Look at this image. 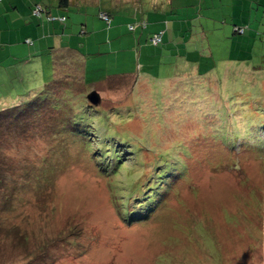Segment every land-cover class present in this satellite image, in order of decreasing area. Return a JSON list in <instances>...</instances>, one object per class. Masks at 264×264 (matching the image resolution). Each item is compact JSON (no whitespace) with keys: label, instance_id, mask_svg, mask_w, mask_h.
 <instances>
[{"label":"rangeland","instance_id":"374dc122","mask_svg":"<svg viewBox=\"0 0 264 264\" xmlns=\"http://www.w3.org/2000/svg\"><path fill=\"white\" fill-rule=\"evenodd\" d=\"M184 1L173 19L168 12L148 13L145 9L144 18L149 21L168 17L170 29L173 30V20H179L182 26L161 45H144L142 62L140 47L126 44L125 36L134 40L140 30L128 31L129 24H136V20L125 12L116 16L110 27L112 31L119 29L113 38L117 44L110 47L109 40L102 37L103 48L92 45L87 53V47H74L88 57L86 67L79 69L75 63V77L87 76L97 82L108 75L124 73L118 78L121 88L107 87V81L99 86L101 97L107 100L103 105L113 106L110 113L114 115L106 120L105 114L101 115L104 134L134 137L146 145L148 154L156 161L166 163L173 158L172 162H176V157L182 158L177 167L169 170L170 180L159 190L162 193H158L154 203L148 197L139 200L146 207L142 221L129 224L123 219L118 203L129 198L114 197L107 186L121 175L127 178L128 172L140 174L139 166L120 164L118 168L119 158L116 163L110 160L107 177L100 179L93 166L85 169V162L75 159L81 148L78 139L61 140L56 147L57 142L26 135L18 138L16 144H8V156L22 169V177L29 179L27 192H18L16 196L24 198L22 202L16 199L18 216L15 220L3 218L10 230L16 225H34L39 204L45 203L37 194L43 193L44 187L36 192L38 188L30 182L39 181L35 176L42 174V164H46V169L49 163L41 161L40 156L57 159L58 154L75 155L69 159L68 169L48 184L43 196L57 210L56 220H50L46 231L65 226L66 217L71 214L77 215L79 223H73L77 229L68 243H58L55 250L43 254L44 258L39 255L42 259L34 263L264 264V143H255L253 130L256 127L258 133L264 131L256 124L264 118V0ZM235 25L242 28L241 32ZM20 41L23 44L0 49V109L40 93L54 75L71 73L65 66H54L49 48L37 52L24 38ZM63 62L71 65L67 60ZM27 79L38 84L27 83L22 89L21 82ZM57 95L56 111L64 117L65 126L71 94L62 91ZM84 112H78L75 119L84 121ZM47 113L58 115L52 110ZM128 131L135 133L130 135ZM227 133L234 135V139H229ZM221 145L232 149V161L217 158L215 150ZM131 156L126 160L129 165L134 158ZM104 161L107 165L108 161ZM184 164L188 175L176 181L175 194H166ZM164 194L168 199L163 200ZM247 195L250 197L242 203ZM12 197L7 206L13 204ZM149 208H154L156 217L148 215ZM8 215L5 209L4 216ZM16 237L12 233L9 238ZM46 237L44 233L43 238ZM12 240L15 239H9ZM33 241L26 246L19 243L10 247L0 241V264H31L32 256L40 251Z\"/></svg>","mask_w":264,"mask_h":264},{"label":"trees","instance_id":"16d2710c","mask_svg":"<svg viewBox=\"0 0 264 264\" xmlns=\"http://www.w3.org/2000/svg\"><path fill=\"white\" fill-rule=\"evenodd\" d=\"M28 1L29 0H0V49L4 46H11L13 44H23V42L20 41V38H24L26 43L32 45L33 47L35 44L39 43L40 40L44 41L45 39H49L51 36L55 35L61 42H66V46L67 44L69 46L70 44H77L75 42H71L74 41L72 40L74 37H76V39H81V36L78 35L79 33L82 35V38H84V41L85 37H91L92 40L89 41V43H98L97 45H102L103 41L101 38L99 39V36L102 35L106 38V36L102 33L110 30V27L113 26L112 21L116 18V16H122L121 14L123 13L104 11L99 7L93 8V5L88 7L87 12H62L67 11L69 7L78 0H57V10L61 12H54L53 9H50V7L47 6L49 5V2L45 3L41 1L28 6ZM148 1L150 2L151 0H137L135 2V6H131L127 9L129 12L125 13L128 17L136 20V24H129L128 31L135 32V30L139 28L144 30V26L147 28L148 21L144 18L145 12H135V10H138L137 8H141V6L146 7V3H148ZM164 2L165 1L163 0H159L158 4H165ZM183 2L185 1L172 0L169 4H167V9L172 11L168 12L172 19L178 16L177 14L180 12V8L178 7L180 4L182 5ZM150 11L151 10L147 12L149 13ZM94 20H101L104 28H102L101 25H99L100 29L95 28V24L93 23ZM72 21L74 22V25H72ZM52 22L55 23L52 24ZM172 22L175 25L178 23L182 26L179 20H173ZM32 23H35V25L33 26ZM62 24H65V29L62 30L61 35L59 34V29ZM51 25H59V29L56 31L51 28L50 30ZM69 25L71 26L69 27ZM66 27L72 30L74 29L75 32L73 34L70 30V32H68ZM235 27L238 32H241V27L237 25H235ZM90 28H92V30H90ZM5 29H7V31H5ZM88 30H90V32ZM174 30L176 31V28H174ZM147 37L149 38L148 40L151 41L152 36ZM127 40L129 41L130 38L127 37ZM131 45L135 46L136 43L134 42V44ZM47 47L49 46H46V50ZM74 47H68L67 51L59 50V52L53 51L54 47L52 46L49 48L51 50L50 54L52 55L54 66H65V69H69L71 73L64 76L54 75L51 81L42 87V91L40 93L35 94L34 96H27L25 101H21L15 106L0 109V241H4L5 244L10 247L12 245L18 246L19 243L26 246L27 243H30L33 239V242L38 243V247L40 246V251L36 252L32 256L31 264L35 261H40L42 259L39 258L41 255H46L48 251L55 250L58 243H68V239L73 236L77 229V224H73L74 222L79 223L77 221V215L71 214L66 217L65 221L67 222L65 226L60 228L55 226L51 231H46V226H50V220H56L57 210L54 206H51L48 201L46 202L47 198L43 196L50 186L48 184L56 181V177L59 174H62L65 169H68V166L70 165L69 159L75 155L62 157L58 154L57 159H51L44 154L40 156L41 161H49V163H47L46 169H44L46 164H42L43 168H40L42 174L40 176H35L39 179V181L34 180L30 182H33L31 185H34V188H38L36 192L40 188L44 187L43 190L45 191L37 194L40 195L39 199H43L42 201L45 203L44 205L39 204L40 207L33 219L34 225H32V223L25 224L28 228H23L24 224L21 226L16 225L12 230H10V228H6L7 224L4 222L9 218L15 220L18 216L19 205H17L16 199L19 202H22L24 201V198L19 199L16 198V196H18V192H27L29 179L25 178V180L22 177V174L19 173L22 169L18 168V164H16L17 162L15 159L8 156L9 152L6 150L8 144H16L18 138H22L23 136L26 137V135L31 137L38 136L44 139L46 138V140H49L50 142L52 141L53 143L57 142L55 144L56 147L59 146L61 140L69 138H72L70 140L78 139L81 142V148L79 149L78 155H76L75 159L78 163L82 161L85 162V164H83L85 169H91L93 166L96 169L95 175L99 178L101 176L107 177V170L112 164L111 161L116 163L118 158L120 160H117L119 162L117 163V167L120 164H123V166L127 165L132 168L139 166L141 172L140 174L138 173V175L134 176L128 172L127 178L121 175L115 180V182L113 181V183L107 185L114 197L119 195L120 198L125 200L122 196H128V201H123L122 203H118V205L122 206L119 207V211H121L123 219L129 221V224L143 220L146 213V207H143V202H140L139 200L141 198L148 197L147 199H151V202L154 203L155 197L160 195L158 193H162L159 192V190L166 181L170 180V178H168V173L170 172L169 170L173 169L175 166L177 167V164L182 161V158L180 157L175 158L176 162H172L173 158H170L166 163L156 161L150 154H148L149 151L147 150L146 145H141L140 142L134 140V137V139L131 137L125 138L123 136V138L119 136L115 137V134L111 135L107 132L104 134L100 125V119L102 118L101 115L105 114V120L112 118L114 115L110 112L113 106L110 108L105 107L103 104L106 99H103L101 95L99 104H93L89 100L88 95L95 90L100 94L101 91L99 90V86H103V81L104 83L107 81V87L112 89L121 88V82L118 78L123 77L124 73L117 76L108 75L105 79L97 82H95L94 79H89L87 76H78V78L77 76L75 77V63L79 64V69H81L82 65L86 67L88 57H86V54H82L78 50L74 49ZM143 52L144 51L141 52V58ZM160 54L163 56L164 53L160 52ZM93 55H95V53ZM155 55L157 56L158 54L155 53ZM141 58L139 57L140 62ZM63 60H67L71 65L68 67ZM199 66L201 67V64H199ZM201 74L205 75L206 73ZM31 81L33 80L27 79L22 81L21 88H26L25 86L27 83V86H36L38 84L35 81ZM125 84L122 86V89L126 87ZM62 91L71 94V102L69 103V107H71L68 110V115L67 112H65V118L67 119V124L65 126L63 124L64 117L59 115L57 113L58 111H56L58 110L57 94L60 95ZM50 109L58 115H56V117H54V115L50 116L47 113L48 111H51ZM82 109L85 111L84 114H86V119L84 121L79 118L75 119V116L79 114ZM263 119L264 118L261 117L260 120H257L256 124L264 130ZM253 130L256 134L255 143H264V131L263 133H258L256 127H253ZM134 133V131H128V134L130 135H134ZM227 137L229 139H234V135L229 133H227ZM251 142L252 141H248V143ZM95 144L98 145L95 147ZM245 147L250 148L247 144H245ZM56 150L58 149L56 148ZM229 150L225 149L222 145L219 148H216L215 151L218 152V154H216L217 158H225L224 160L232 161L233 158H235L233 156L234 152L232 149ZM131 155H133L134 158L132 164L129 165L126 160L132 157ZM97 157H100V159L98 160ZM103 159L108 161L107 165L106 161L102 162ZM12 166L13 169L11 168ZM10 169L12 170V173H10ZM23 172L28 174L27 170H24ZM185 174L188 175V171H186V165L184 164L183 168L181 167L177 170L175 182L172 183V180L170 185L167 187L166 194H170L172 191V194H175L176 181H178L181 177L183 178L186 176ZM115 187L117 188V191ZM117 192H120L121 194H118ZM166 194H164L165 197L163 196V200L168 199ZM11 196H14L12 197L14 205L10 204L7 206L8 199ZM54 197H56V194ZM249 197V195L243 197L242 203ZM159 202L160 200L157 204H159ZM5 209L9 212L8 216H4ZM150 209L151 208H149L147 212L148 215L155 216L153 214L154 208ZM3 218L7 219L3 220ZM12 233L17 237L9 238ZM44 233H46V238H43ZM9 239L15 240L9 241ZM40 241L41 243L39 244ZM45 255H43V258ZM200 264H203V261H200ZM206 264H209V262L206 261Z\"/></svg>","mask_w":264,"mask_h":264},{"label":"crops","instance_id":"0c3cea01","mask_svg":"<svg viewBox=\"0 0 264 264\" xmlns=\"http://www.w3.org/2000/svg\"><path fill=\"white\" fill-rule=\"evenodd\" d=\"M41 1L45 2V3L49 2V5H51V6H49L47 4L46 5L48 7H50V9H53L54 12H61V11L57 10V0H29L27 5L29 6L31 4H34V3H37V2H41ZM136 1L137 0H108V1H106V0H78L77 2H74L73 5H71L67 11H62V12H87L88 11V7H90L92 5H93V8L99 7V8H101V10L108 11V12H129L127 9L130 8L131 6H135V2ZM163 1H165L164 2L165 4H160V5L158 4L159 0H151L150 2L148 1V3H146V7L145 6H141V8H137L138 10H135V12H146V10H145L146 8H147V11L151 10L150 12H163V13L172 12V11H169V9H167V7H168L167 4H169L170 1H172V0H163ZM180 7H183V5L180 4L178 8H180ZM91 12H95V11H91ZM167 14H169V13H167ZM147 21H148L147 22L148 23L147 28L144 26V30L142 28L141 29L139 28V29L135 30V31L140 30V32L138 34L139 36L137 34L134 35V39L136 38L135 40L130 39L128 41L127 37L125 36L126 44L133 47L134 45H131V44H134V42H135L136 45L134 47L137 48L139 46L140 47V50H139L140 52L143 51L144 45H147L149 43L152 44L150 42V40H148L149 38L147 36H150V37L152 36L153 37L154 34L162 32L164 34L163 40L165 42L166 41V37H167V39H170V34L172 33V31H175L174 28L180 27L178 29L181 30V25H179L178 23L176 25L173 24V30L170 29V25H169V22H168V17H166L165 20H163V19L162 20L161 19H155L153 22L149 21V20H147ZM93 23L95 24L94 27L97 28V29H100L99 25H101V27L104 28V26L102 25L103 23H102L101 20H99V21L94 20ZM72 25H74L73 21H72ZM70 26L71 25H69V27ZM51 28L57 31L59 29V25H53V26L51 25L50 30H51ZM95 28H93V29H95ZM67 30H68V32L71 31L72 34L75 32L74 29L72 30L70 28H67ZM90 30H92V28H90ZM118 32H119V29H117V31L116 30L112 31V29H110V30L102 33L109 40L108 44H109L110 47L112 45H114V44H117V43H115L113 41L114 40L113 38H114V36H116V34H118ZM145 32L147 33V36H143V34ZM137 36H138V38H137ZM102 37H103L102 35H101V37L99 36V39L102 38ZM72 40H74V41H71L73 43L75 42L78 45L87 47V52H89L92 49L91 46L93 44L94 45L98 44V43H89V41L92 40L91 37H85V41H84V38L76 39V37H74ZM59 43H60V39L55 35V36H51V38H49V39H45L44 41L40 40L39 43H37V44H35L33 46V48L37 52H38V50L43 52L44 50H46L45 49L46 46H49L47 48H50L52 46V47H54L53 51L59 52V50L60 51L61 50L67 51L68 47L76 46V44H70V42H69V44H70L69 46H68V44H67V46H60ZM121 44L123 45V43H121ZM101 47H104V44H102ZM148 49H150V48H148ZM76 50H78V49H76ZM101 50H103V49H101ZM140 58H141V55H140Z\"/></svg>","mask_w":264,"mask_h":264},{"label":"water","instance_id":"95a60500","mask_svg":"<svg viewBox=\"0 0 264 264\" xmlns=\"http://www.w3.org/2000/svg\"><path fill=\"white\" fill-rule=\"evenodd\" d=\"M89 100L91 101V103L93 104H99L100 102V94L95 90L92 91L89 95H88Z\"/></svg>","mask_w":264,"mask_h":264},{"label":"built area","instance_id":"2783aa9c","mask_svg":"<svg viewBox=\"0 0 264 264\" xmlns=\"http://www.w3.org/2000/svg\"><path fill=\"white\" fill-rule=\"evenodd\" d=\"M161 40H162V33L157 34V35H155V36L153 37V42H154L155 44L161 42Z\"/></svg>","mask_w":264,"mask_h":264},{"label":"clouds","instance_id":"9594fccd","mask_svg":"<svg viewBox=\"0 0 264 264\" xmlns=\"http://www.w3.org/2000/svg\"><path fill=\"white\" fill-rule=\"evenodd\" d=\"M160 33H162V32H159V33H157V34H160ZM157 34H154L153 37H154L155 35H157ZM163 36H164V34L162 33V40H161V42H159V43H156V44H155V43L153 42V37H151V41H150V42H151L152 44H154V45L157 46L158 44H160V43L163 42Z\"/></svg>","mask_w":264,"mask_h":264},{"label":"bare ground","instance_id":"6f19581e","mask_svg":"<svg viewBox=\"0 0 264 264\" xmlns=\"http://www.w3.org/2000/svg\"><path fill=\"white\" fill-rule=\"evenodd\" d=\"M100 99H101V97H100Z\"/></svg>","mask_w":264,"mask_h":264}]
</instances>
